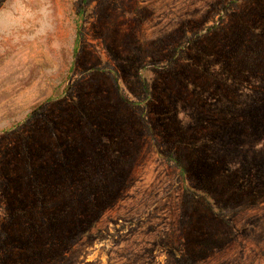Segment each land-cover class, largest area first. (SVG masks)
<instances>
[{
	"label": "rangeland",
	"instance_id": "obj_1",
	"mask_svg": "<svg viewBox=\"0 0 264 264\" xmlns=\"http://www.w3.org/2000/svg\"><path fill=\"white\" fill-rule=\"evenodd\" d=\"M0 264H264V0H0Z\"/></svg>",
	"mask_w": 264,
	"mask_h": 264
}]
</instances>
